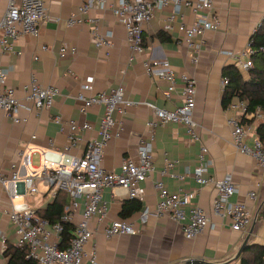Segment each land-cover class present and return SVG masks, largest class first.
Returning <instances> with one entry per match:
<instances>
[{
  "label": "crops",
  "instance_id": "1",
  "mask_svg": "<svg viewBox=\"0 0 264 264\" xmlns=\"http://www.w3.org/2000/svg\"><path fill=\"white\" fill-rule=\"evenodd\" d=\"M84 1L45 0L52 18L61 17L63 20L75 13ZM6 5L7 0H0V19ZM169 13L170 10L157 12L155 18L146 25V54L131 64L126 29L110 10H94L91 16L101 20L104 32H113L111 47L98 49L88 26L67 27L66 23L57 25L50 21L41 28L38 38L20 37L15 46L22 53L21 56L7 55L0 50V66L8 71V85L15 90L21 104L17 117L26 120L25 123L15 124L0 110V175L4 177L10 176L11 165L18 160V153L22 149L31 148L34 153L41 152L49 149V141L54 140L55 147L64 150L67 133H61L59 126L52 122L57 116L65 122L75 120L93 125L92 131L83 134L80 147L71 151L74 156L83 154L87 142L97 136L103 114L100 107L92 108L87 117L79 113L80 103L76 96L80 92V84L88 77L94 78L92 94L109 92L123 86L127 101L132 102V105L125 108V114L118 116L120 135L110 142L104 152L103 167L113 172L119 170L125 159L137 160L138 147L149 135L146 124L153 118L151 106L171 110L181 101L178 96L172 102L165 100V86L146 74L143 62L147 59L167 60L178 75H188L197 80L194 121L198 125L201 144L193 142L186 129L180 125L168 124L157 130L154 142L156 172L145 183L146 195L142 211L145 208L155 209L158 201L155 184L162 181L169 192L189 195L190 203L201 207L215 228L208 229L194 240H188L180 227L167 218L150 217L146 224H141L140 211L126 220L122 219V205L130 199L121 191L107 190L104 193V202L109 209L107 218L102 223L97 220L91 222V229L96 233L86 247L88 253H96L99 264H187L193 260L223 264L236 256L249 232L233 231L229 220L214 214L215 188L200 189L193 179L180 181L162 175L168 162L176 163L172 173L175 176H181L187 169L194 168L202 145L208 148L214 163L211 174L218 179L228 174L233 176L239 188L234 197L235 202L249 206L255 216L264 201V169H260L250 157L236 151L232 131L227 124L232 112L228 110L229 106L223 107L225 88L222 86L224 70L233 66L232 60L222 52H238L246 47L264 19V0H214V13L220 18L221 27L218 31L206 34L204 49L197 65L193 63V53L176 42L177 32H164ZM184 14V22L191 25L194 22L193 14L187 10ZM161 32L170 40H160L158 34ZM64 46L77 48V55L61 59L59 54ZM43 47H47V51H43ZM33 77L41 85L55 86L60 91L54 107L40 115L25 101L24 87ZM33 136H36L35 140ZM257 182H262V187L258 193V202L252 205L248 195L255 190ZM41 187L39 185L42 195L38 199L19 197L13 204L17 207L28 204L38 211L45 209L54 200ZM10 209V200L0 184V210ZM79 220L80 215H76L71 224L75 226ZM113 220L133 223L139 233L107 239L103 231L108 222ZM3 241L12 246L17 241L7 216L0 221V264H7ZM249 243L264 246L262 220L258 219Z\"/></svg>",
  "mask_w": 264,
  "mask_h": 264
},
{
  "label": "built area",
  "instance_id": "2",
  "mask_svg": "<svg viewBox=\"0 0 264 264\" xmlns=\"http://www.w3.org/2000/svg\"><path fill=\"white\" fill-rule=\"evenodd\" d=\"M94 10L101 12L110 10L117 21L125 27L130 64L145 56L144 30L157 12L170 10L163 30L167 34L177 32L176 42L193 53L192 60L196 65L204 49L206 34L218 31L221 27L220 18L214 13V0H86L65 20L61 17L52 18L45 0H7L5 13L0 19V50L7 55L21 56L22 53L18 52L15 46L20 37L38 38L41 28L50 21L57 25L66 23L67 27L88 26L98 49L111 47L113 32L103 31L101 20L91 16ZM185 10L194 16L191 25L184 22ZM251 37L243 50L222 52L244 75H248L254 66L252 58L255 50ZM42 49L47 51V47ZM77 53V48L64 46L59 57L61 59L75 57ZM143 66L148 76L165 86L166 101H174L175 96L181 101L171 110L151 106L153 118L146 124L149 135L138 147L137 160L125 159L116 172L107 171L103 167L105 149L120 135L118 116L124 115L125 108L132 105V102L127 101L126 89L123 86L109 92L92 94L94 78L88 77L80 84V92L76 96L80 103L79 113L87 117L92 108L100 107L103 114L98 124L97 136L87 142L83 154L74 156L71 151L80 147L83 134L92 131L93 125L75 120L65 122L57 116L52 122L59 126L61 133H67L64 150L57 149L54 140H50V148L40 152L41 164L35 167L34 150L22 149L18 153V160L11 165L10 176L0 175V184L11 203L9 211L0 210V221L5 216L9 218L17 238L15 246L29 249L27 260L35 264H99L96 253H88L86 247L96 233L91 229V222L97 220L98 223H102L107 218L109 209L104 202L105 191H121L127 198L145 204V183L156 172L154 165L156 132L163 126L168 124L183 126L190 139L201 144L198 125L194 121L197 80L188 75H178L167 60L147 59ZM8 74V71L0 66V110L15 124L25 123L26 120L17 117L21 104L15 90L8 85ZM229 83V78L225 77L222 86L226 89ZM24 93L25 101L34 107L37 115L50 111L60 95L57 87H45L36 77L24 87ZM228 110L232 112V116L228 117L227 124L231 128L236 151L250 157L260 169H264V143L256 137L255 125L244 122L253 118V115L248 114L247 104L240 101L232 102ZM261 118L258 109L256 120ZM32 139L35 140L36 136ZM213 166L208 148L202 145L194 168L187 169L181 176H175L172 173L176 163L168 162L162 175L180 181L193 179L200 189L214 187L216 190L214 214L229 220L233 231L248 233L254 213L249 206L234 201L239 188L233 176L228 174L218 179L211 174ZM39 185L43 186L45 194L49 195L51 200L56 198L58 192L69 195V205L59 222L53 224L40 217L38 209L28 204L19 207L13 204L19 197L30 199L41 197ZM261 187L262 182H257L255 190L249 193L248 200L252 205L258 202ZM155 188L158 192L155 209L145 208L142 211L139 219L141 224H146L150 217L170 219L180 227L188 240H194L208 229L215 228L206 212L190 203L189 195L169 192L162 181L157 182ZM76 215H80V220L75 224L74 236L65 244L64 225L73 223ZM138 233L139 230L133 223L124 220L108 222L103 231L107 239L124 235L135 236ZM3 243L5 251L7 243L5 241ZM62 245L66 247L62 248Z\"/></svg>",
  "mask_w": 264,
  "mask_h": 264
},
{
  "label": "trees",
  "instance_id": "3",
  "mask_svg": "<svg viewBox=\"0 0 264 264\" xmlns=\"http://www.w3.org/2000/svg\"><path fill=\"white\" fill-rule=\"evenodd\" d=\"M158 38L163 41L170 40L164 32L159 33ZM251 38L254 41L253 49L255 50L252 58L254 66L248 75H244L234 66L227 67L224 70L223 76L228 77L230 83L223 94V107H228L233 101L245 102L248 106V114L253 115V118L250 120L244 119V122L255 125V135L264 143V19ZM258 109H260L262 117L260 120H256ZM69 202L70 198L67 193L58 192L54 201L45 209L39 210L38 215L53 224L57 223L60 221ZM142 209L143 204L140 201L130 199L123 203L120 217L126 220L135 213L142 211ZM259 220L264 221V206ZM74 233L75 226L73 224L64 225L63 241L65 244L70 241ZM65 247L66 245H62V248ZM28 252L27 247L21 249L7 245L4 256L8 260L7 264H35L31 260H27ZM237 261L238 264H264V246L249 243Z\"/></svg>",
  "mask_w": 264,
  "mask_h": 264
},
{
  "label": "water",
  "instance_id": "4",
  "mask_svg": "<svg viewBox=\"0 0 264 264\" xmlns=\"http://www.w3.org/2000/svg\"><path fill=\"white\" fill-rule=\"evenodd\" d=\"M263 206H264V201L260 205L259 209L257 210L256 215L254 216L252 226H251V228L249 230V233H248L243 245L241 246L240 250L238 251V253L236 254V256L233 259H238L240 257V255L242 254V252L245 250V248L249 245L252 233L254 232V229H255L256 224L258 222V219L260 217V213H261V210H262ZM187 264H207V263L193 260V261H189Z\"/></svg>",
  "mask_w": 264,
  "mask_h": 264
},
{
  "label": "rangeland",
  "instance_id": "5",
  "mask_svg": "<svg viewBox=\"0 0 264 264\" xmlns=\"http://www.w3.org/2000/svg\"><path fill=\"white\" fill-rule=\"evenodd\" d=\"M40 164H41V153L38 151V152H36L35 155H34V158H33V165H34L35 167H39ZM41 188H43V187H41ZM43 190H44V188H43ZM223 264H238V261H237V259H233V260H231V261H226V262H224Z\"/></svg>",
  "mask_w": 264,
  "mask_h": 264
}]
</instances>
